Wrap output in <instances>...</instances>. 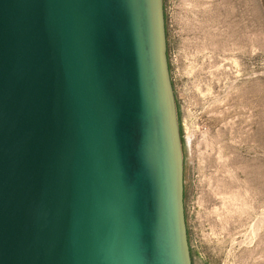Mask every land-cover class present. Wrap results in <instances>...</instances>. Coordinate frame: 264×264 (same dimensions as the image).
Instances as JSON below:
<instances>
[{
	"label": "water",
	"instance_id": "obj_1",
	"mask_svg": "<svg viewBox=\"0 0 264 264\" xmlns=\"http://www.w3.org/2000/svg\"><path fill=\"white\" fill-rule=\"evenodd\" d=\"M164 0H0V264H193Z\"/></svg>",
	"mask_w": 264,
	"mask_h": 264
},
{
	"label": "rangeland",
	"instance_id": "obj_2",
	"mask_svg": "<svg viewBox=\"0 0 264 264\" xmlns=\"http://www.w3.org/2000/svg\"><path fill=\"white\" fill-rule=\"evenodd\" d=\"M193 264H264V0H164Z\"/></svg>",
	"mask_w": 264,
	"mask_h": 264
}]
</instances>
